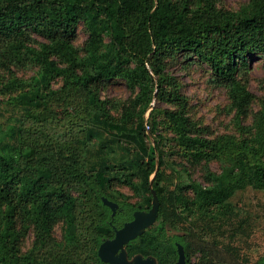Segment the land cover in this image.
<instances>
[{
  "label": "trees",
  "instance_id": "1",
  "mask_svg": "<svg viewBox=\"0 0 264 264\" xmlns=\"http://www.w3.org/2000/svg\"><path fill=\"white\" fill-rule=\"evenodd\" d=\"M217 1L0 0V63L6 69L36 68L31 77L0 87V94L9 95L6 102L21 109L14 121L0 125V264H114L99 256L101 245L136 212H150L154 195L155 223L125 244L128 258L176 264L182 248L186 264H264V254L251 263L234 244L237 234L249 236L247 221L224 243L213 235L216 217L189 218L191 202L179 192V172L169 168L161 136L149 143L143 125L156 76L157 97L181 106L168 115L182 144L195 150L218 146L201 135L203 129L186 113L180 83L158 64L170 49L209 65L240 106L251 101L238 75L254 55L264 58V0H250L239 11L219 9ZM81 22L89 32L83 49L73 41ZM33 33L45 41L34 45ZM113 79L139 88L122 123L110 119L102 98ZM136 106L139 123L133 125ZM241 156L214 187L194 183L192 204L207 210L225 205L239 189L264 188V163ZM121 185L140 200L121 199ZM58 224L64 226L62 238L54 234ZM178 224L184 233L171 234ZM31 233L34 241L24 248ZM197 253L200 260L193 263Z\"/></svg>",
  "mask_w": 264,
  "mask_h": 264
},
{
  "label": "rangeland",
  "instance_id": "2",
  "mask_svg": "<svg viewBox=\"0 0 264 264\" xmlns=\"http://www.w3.org/2000/svg\"><path fill=\"white\" fill-rule=\"evenodd\" d=\"M249 2L250 0H218L217 7L239 11ZM88 37L89 32L85 24L81 22L73 39L75 46L83 49ZM43 41H45L44 37L32 34L34 45ZM105 41L109 42V37H105ZM158 64L165 74L176 77L180 83V92L187 100L186 113L203 129L201 135L217 142L218 146L195 150L182 144L168 115L170 111L179 110L181 106L176 102H168L157 97L158 78L156 76L153 101L142 117L148 141L155 145V135L161 136L160 143L166 151L169 168H174L179 172L180 177L176 180L179 192L191 202L190 219L195 220L203 213L216 217L213 235L224 243L233 238L230 233L234 231L240 221L244 220L249 223V236L243 233L237 234L234 244L241 247L242 254L248 257L251 263H255L264 254V188L247 186L237 190L231 198L223 203L225 205L213 204L209 209L202 210L192 204V201L196 199L192 187L194 183L204 189L214 187L216 178L228 169L237 166L242 154H246L248 157L256 156L257 160L264 163V58L257 54L254 55L250 59L248 69L238 75V79L252 93L251 101L244 106H240L231 87L218 81L211 67L192 53L166 50L159 56ZM35 69V66L31 65L24 67L14 65L6 69L0 63V87L1 82L5 83L12 78L27 79L31 77L35 73ZM61 84L62 82L59 80L54 83V86L57 88ZM165 89L170 91L172 86L166 84ZM138 92V87L130 88L123 79H113L107 82L102 98L108 100L107 108L113 122L122 123L124 109L135 103L134 99ZM8 97V93L0 94V98L4 100V103L0 105V125L14 121L21 113L19 107L6 102ZM139 111L140 107L136 106L131 124L139 123L137 114ZM154 121L157 126L153 130ZM118 190L123 193V195L117 194L121 199L135 203L140 200L139 195L129 186L121 185ZM110 203L116 208L114 202L110 201ZM153 204L152 211L154 212L158 204L155 195ZM142 214L143 217L148 216L145 213ZM184 231L180 224L170 227L171 234H182ZM63 232L64 226L58 224L55 227V236L62 238ZM206 237L211 238L210 234H207ZM33 241L34 235L31 233L23 243L24 248H28ZM124 252L126 253V251ZM120 255H122L121 251L117 253V256ZM134 258H128V260L136 263L138 260L145 261L149 258L151 262H145L146 264L155 263L154 257H142L136 261ZM199 260V253L192 256L193 263H197Z\"/></svg>",
  "mask_w": 264,
  "mask_h": 264
},
{
  "label": "water",
  "instance_id": "3",
  "mask_svg": "<svg viewBox=\"0 0 264 264\" xmlns=\"http://www.w3.org/2000/svg\"><path fill=\"white\" fill-rule=\"evenodd\" d=\"M142 213H145L148 216L143 217L141 216L143 215ZM157 213H158V204L155 207L154 212L152 210L151 212H136L135 219L132 222L126 223L125 226L121 228L120 230H117L116 236L114 239L107 240L101 245L99 249V256L102 258V260L106 262H111L114 264H146L145 262H148V261L151 262V260H149L148 258V259H145V261L138 260L136 263H133L132 261L128 260L127 258L128 256L126 255L127 252L125 253L124 251H126L125 244L130 239L141 234L142 232L146 230V228L150 227L151 225L155 223V220L157 218ZM147 218H150V219L147 220ZM141 225H144V226L142 227ZM119 251H121L122 255L117 256V253ZM123 255H125V257H123ZM139 258H142V256L137 255L135 256L134 259L136 261ZM154 261H155L154 264H157V261L155 258H154ZM176 264H186L185 256L182 251V248H180V257Z\"/></svg>",
  "mask_w": 264,
  "mask_h": 264
}]
</instances>
